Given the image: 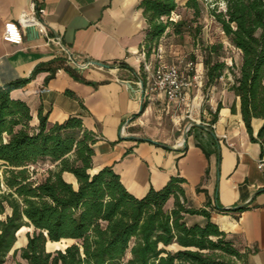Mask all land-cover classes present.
<instances>
[{"label": "crops", "instance_id": "0c3cea01", "mask_svg": "<svg viewBox=\"0 0 264 264\" xmlns=\"http://www.w3.org/2000/svg\"><path fill=\"white\" fill-rule=\"evenodd\" d=\"M142 1L0 0V86L26 80L11 89L10 97L27 104L32 127L38 126L40 113L49 124L79 116L83 127L97 138L92 145L91 171L112 167L133 196L141 198L150 188L160 190L172 177L181 178L180 200L188 208L210 212L211 221L245 254L239 264H264V170L258 168V160L264 158V137L258 136L264 120L252 118L248 131L240 98L230 89L232 75L226 71L215 84L207 89L203 86L210 97L203 105L206 110L196 112L199 119L190 122L182 144L185 128L179 127L180 117L173 115L179 102L168 101L164 93L147 94L150 75L159 60L174 63L179 59H168L170 52L186 50L193 53L196 70L205 82L203 48L213 42L187 43L184 33L166 30L157 40L155 53L156 43L148 41ZM187 1L177 0L172 14L178 17ZM8 21L23 22L21 43L3 39ZM28 25L37 26L38 37L26 36ZM224 42L225 48L236 50V57L227 63L234 61L239 67L241 51L229 40ZM76 63L88 66L77 69ZM143 102L146 106L141 111ZM159 102H166L171 110L167 117L171 118L172 132H166L163 123L162 132L143 134L147 122L152 121L149 113L160 106ZM63 176L75 183L71 173ZM174 200L171 196L165 208L171 210ZM184 219L189 225L206 223L203 215L186 214ZM61 241L68 242L62 248L71 242ZM26 243L27 237L22 246L15 243L7 260L14 249ZM18 256V262L27 264L20 252Z\"/></svg>", "mask_w": 264, "mask_h": 264}, {"label": "trees", "instance_id": "16d2710c", "mask_svg": "<svg viewBox=\"0 0 264 264\" xmlns=\"http://www.w3.org/2000/svg\"><path fill=\"white\" fill-rule=\"evenodd\" d=\"M224 2V10L210 13L241 51V64L221 59L222 42L207 45L204 88L227 70L233 78L230 89L240 98L242 118L251 132L252 118L264 120V0ZM141 4L149 43L157 44L170 26L181 33L170 18L177 0ZM186 6L200 12L198 0H188ZM25 81L0 86V264L6 262L23 226L33 231L12 255L20 252L27 264H239L245 254L211 221L210 212L188 208L180 200L181 178L172 177L162 189L150 188L137 198L112 167L91 171L97 138L79 116L49 124L40 113L38 126L32 127L27 104L10 97L11 89ZM145 106L143 102L141 111ZM258 136L264 137V122ZM46 160L53 167L43 179H33L32 166ZM64 172L71 173L75 183L67 181ZM171 196L174 207L168 210L165 204ZM186 214L203 215L206 223L189 225ZM65 239L71 242L64 248L46 249L48 241ZM172 244L178 248L169 249Z\"/></svg>", "mask_w": 264, "mask_h": 264}, {"label": "rangeland", "instance_id": "374dc122", "mask_svg": "<svg viewBox=\"0 0 264 264\" xmlns=\"http://www.w3.org/2000/svg\"><path fill=\"white\" fill-rule=\"evenodd\" d=\"M199 2V8L200 12L198 14L195 13V9L192 7L186 6V8H183L180 11V15L178 17L175 16V14H171L170 17L173 19L178 20V28L181 31V33H184V42L187 41L191 42L192 40H196L199 42H213L223 43V48L221 49V58L224 60H229V58H235L236 57V50L231 47H224L226 46V43L224 41H227V38L225 37L224 33L221 32L220 25L216 22L214 17L211 15L210 10L217 8V10H224L225 9V2L224 0H198ZM166 20V18H165ZM176 22V21H173ZM167 30L169 32H174V27L170 26ZM158 43L155 46V53L158 48ZM199 49V48H198ZM198 55V51L195 53ZM193 53L189 51H184L182 53H175L174 51L170 52L168 55V59L171 58H177L179 59L175 61L174 63H178L180 59H184V62L178 63L180 66L183 74L187 77H190V90L189 95L186 96V99L183 102H179L177 107L175 108L173 115L176 116V118H179V127L182 129V127H186V125L190 122H192L196 117V112L198 110L205 109L204 103L208 104L209 98L206 97V91L203 92V86H204V80L202 78V74H200V71L196 70L195 60L192 58ZM196 56V55H195ZM187 61L193 62V69H190L186 66ZM227 71V70H226ZM227 73H229L227 71ZM207 89V87H206ZM209 90V89H208ZM160 106L155 107L150 113L149 117L152 119V121H148L146 126L143 128L142 132L145 134V131H156L162 132L161 128L163 126V123H166V132H172V121L170 116L171 110H167V103L166 102H159ZM206 110V109H205ZM198 117V116H197ZM196 119H199L197 118ZM206 117L210 118L208 114L206 113ZM171 125V127H170ZM179 133V131H175V134ZM53 167L48 160L46 161H40L32 166V169L35 168V174L33 175V179L35 180H41L45 177L46 172L48 168ZM75 182V181H74ZM2 216H0L1 218ZM23 227L21 234H19V239L16 242L18 247L22 246L24 239L27 237L28 232H32L33 228H27ZM67 241H61V242H48L47 248L49 251H53L56 248H62L65 244H67ZM17 247V248H18ZM19 253V252H18ZM17 255H10L8 258L6 264H17L19 260V256Z\"/></svg>", "mask_w": 264, "mask_h": 264}, {"label": "built area", "instance_id": "2783aa9c", "mask_svg": "<svg viewBox=\"0 0 264 264\" xmlns=\"http://www.w3.org/2000/svg\"><path fill=\"white\" fill-rule=\"evenodd\" d=\"M35 6V5H34ZM43 13L42 8H35ZM175 21L172 17H170ZM21 21H8L4 25L3 39L7 42L19 44L23 40ZM184 62L180 59L178 63ZM178 63H165L161 60L157 63L150 75L147 85V94L164 93L166 99L172 102H183L190 90V77L185 76ZM186 66L193 69V62L187 61ZM258 168L264 170V158L258 160Z\"/></svg>", "mask_w": 264, "mask_h": 264}, {"label": "water", "instance_id": "95a60500", "mask_svg": "<svg viewBox=\"0 0 264 264\" xmlns=\"http://www.w3.org/2000/svg\"><path fill=\"white\" fill-rule=\"evenodd\" d=\"M25 32H26V36L28 37V38H32V37H38V28H37V26L36 25H28V26H26V28H25ZM57 37H58V35H57ZM59 43H60V45L67 51V53L69 54V56L71 57V52H70V50L69 49H67V48H65L64 46H63V43H62V41L59 39ZM94 63V62H93ZM88 66V64H79V63H76V68L77 69H84V68H86ZM192 125V123H189L186 127H185V129H184V133H183V142H182V144H185V142H186V133H187V131H188V129H189V127ZM160 145H162V146H165L164 144H160ZM228 209H232V207L231 208H228Z\"/></svg>", "mask_w": 264, "mask_h": 264}, {"label": "bare ground", "instance_id": "6f19581e", "mask_svg": "<svg viewBox=\"0 0 264 264\" xmlns=\"http://www.w3.org/2000/svg\"><path fill=\"white\" fill-rule=\"evenodd\" d=\"M22 229H23V227L17 232L18 235L21 234Z\"/></svg>", "mask_w": 264, "mask_h": 264}]
</instances>
